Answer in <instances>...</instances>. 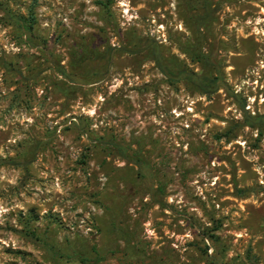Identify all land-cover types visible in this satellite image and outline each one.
<instances>
[{
    "label": "rangeland",
    "instance_id": "obj_1",
    "mask_svg": "<svg viewBox=\"0 0 264 264\" xmlns=\"http://www.w3.org/2000/svg\"><path fill=\"white\" fill-rule=\"evenodd\" d=\"M0 2V264H264V0Z\"/></svg>",
    "mask_w": 264,
    "mask_h": 264
},
{
    "label": "trees",
    "instance_id": "obj_2",
    "mask_svg": "<svg viewBox=\"0 0 264 264\" xmlns=\"http://www.w3.org/2000/svg\"><path fill=\"white\" fill-rule=\"evenodd\" d=\"M100 4H102L103 6H106V3L104 2V1H100ZM0 8H2L3 10H5L6 11V13H8L9 14V12H8V9H7V7L6 6H3V4L0 2ZM16 18H18V19H20V21L22 22V25H21V27L23 28V26H27L28 27V29H32V27H33V24L35 23V17L32 15V13L28 16V17H23V16H20V17H16ZM31 32V31H30ZM31 34V33H30ZM195 50V49H194ZM191 52L194 54V55H198V57H204V58H206V54H204V53H201L200 51H193V50H191ZM157 61H158V63L160 64V66H161V68L163 69V71L165 72V74L169 77V78H175L176 77V75H175V73L173 72V70L172 69H170V68H168V65L163 61V62H161V60H158L157 59ZM166 68H168V69H166ZM191 76H192V74H191V72H189L188 73V77L186 78V81H187V83L190 85L192 82H191ZM189 78V79H188ZM198 81H199V87H200V89H199V91L201 92V93H205V92H207V90L206 89H208V88H212V87H215L216 85H217V83H218V77H217V75L215 76V75H213V74H203V75H201V76H199L198 77V79H197Z\"/></svg>",
    "mask_w": 264,
    "mask_h": 264
}]
</instances>
